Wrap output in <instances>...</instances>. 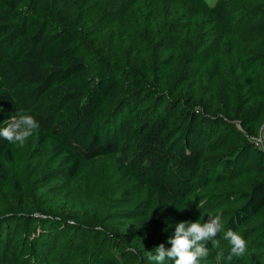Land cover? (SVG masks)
<instances>
[{"label":"trees","instance_id":"1","mask_svg":"<svg viewBox=\"0 0 264 264\" xmlns=\"http://www.w3.org/2000/svg\"><path fill=\"white\" fill-rule=\"evenodd\" d=\"M18 112L40 128L0 137V264H157L217 209L202 264L230 229L222 264H264V0H0V128Z\"/></svg>","mask_w":264,"mask_h":264},{"label":"clouds","instance_id":"2","mask_svg":"<svg viewBox=\"0 0 264 264\" xmlns=\"http://www.w3.org/2000/svg\"><path fill=\"white\" fill-rule=\"evenodd\" d=\"M40 123L30 114L18 112L12 116L6 123V126L0 128V137L12 144L21 146L33 134L39 130ZM223 210L217 209L214 216H209L206 222H180L175 227V232L169 238L170 248H166L161 243L156 248V254L150 255V259L155 260L157 264H164L166 258L174 261V264H202V261L210 254L207 242L214 241L221 230V218ZM225 239L229 242V252L226 255L223 249L215 253L217 264L225 261H231L233 257L243 256L246 251V241L242 235L234 230H228Z\"/></svg>","mask_w":264,"mask_h":264},{"label":"rangeland","instance_id":"3","mask_svg":"<svg viewBox=\"0 0 264 264\" xmlns=\"http://www.w3.org/2000/svg\"><path fill=\"white\" fill-rule=\"evenodd\" d=\"M216 1L217 0H208V2L211 5H214L216 3ZM263 137H264V134H263ZM91 171L95 176H97L99 178H102L105 180L109 179L110 172H109V169L105 163H100V164L94 166L91 169Z\"/></svg>","mask_w":264,"mask_h":264},{"label":"built area","instance_id":"4","mask_svg":"<svg viewBox=\"0 0 264 264\" xmlns=\"http://www.w3.org/2000/svg\"><path fill=\"white\" fill-rule=\"evenodd\" d=\"M263 134H264V125L261 128L259 137L254 139V141H255V143H256V145L258 147H260V148H262L264 150V137H263Z\"/></svg>","mask_w":264,"mask_h":264}]
</instances>
